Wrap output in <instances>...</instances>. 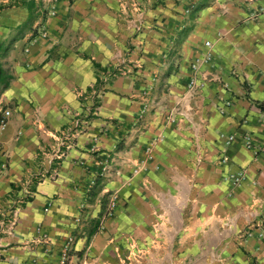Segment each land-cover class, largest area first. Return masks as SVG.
Segmentation results:
<instances>
[{
    "label": "crops",
    "instance_id": "0c3cea01",
    "mask_svg": "<svg viewBox=\"0 0 264 264\" xmlns=\"http://www.w3.org/2000/svg\"><path fill=\"white\" fill-rule=\"evenodd\" d=\"M0 3V221L27 200L15 233L0 227V264H60L70 237V264H264V0ZM185 8L192 28L172 41ZM207 41L204 86H158L164 52L181 45L188 77ZM96 97V119L58 159ZM38 223L48 252L25 245Z\"/></svg>",
    "mask_w": 264,
    "mask_h": 264
},
{
    "label": "rangeland",
    "instance_id": "374dc122",
    "mask_svg": "<svg viewBox=\"0 0 264 264\" xmlns=\"http://www.w3.org/2000/svg\"><path fill=\"white\" fill-rule=\"evenodd\" d=\"M16 4V3H14ZM9 5V4H6ZM0 6L4 7L3 3H0ZM191 8V7H189ZM188 8H185L184 12L180 11L178 14V30L176 32V36L174 35L173 40L172 41H185L186 40V36L188 35V33L190 32L191 28H192V20L194 18V12H191L192 9H190V12H188L187 10ZM187 25V26H186ZM186 26V27H184ZM144 28L143 26H138L135 34L136 36H140L143 35ZM40 36L43 39H48L50 37L47 29L42 28L40 31ZM46 34V37H43V34ZM210 42V41H207ZM206 42V43H207ZM205 43V44H206ZM204 44V52L200 55L199 58H196L194 61H191L188 64L187 70L190 71V76L186 77L184 74L181 73V70L183 69V63H182V51H181V45H177L175 44L172 47L171 51H167L163 53V61H168L167 66H165L166 68H161L159 66V72L158 74V86L161 87V89H164L166 91H168V89L171 86H177L179 84L185 85L186 87H188L190 89V84L193 81V79L196 80V86L195 88H201L203 85V83H199V75L201 72L202 67L208 66L210 64H213L214 62V55H213V45L211 47V49H209V53L211 55L212 60L208 63H204L201 62L200 59H202L203 55L208 52V49L206 48ZM212 44V43H211ZM164 55H168V57H164ZM173 59V60H172ZM198 63L200 66L199 71L197 73H194V69H193V65ZM141 68H131V71L136 72V70H140ZM187 82V83H186ZM100 84H101V79H100ZM97 91V90H96ZM103 92V88L101 87L99 92L97 94H95L96 96H100L101 93ZM166 94H168V92H166ZM162 97H164V95H161ZM167 96V95H166ZM96 101L98 103V106H96ZM232 102H228L226 103V107L229 108L231 106ZM100 106V98H95L93 100V106L89 109H87L86 112H82L81 114H79L78 116L75 117L74 120V124L75 122L81 121L82 126L78 129H75V134L76 136L83 134L89 127V120L90 119H96V113L99 112L98 107ZM140 122L137 124L138 127L141 131H144L146 128V124L143 122V119H140ZM142 120V121H141ZM71 129H68V131ZM72 133V132H71ZM73 134V133H72ZM148 149L152 150V146L149 147ZM147 149V151H148ZM152 153V152H151ZM106 173V172H105ZM119 197L118 194H114L109 202V206L107 208V212L106 214L102 217V222L100 223V228L99 231H103L102 230V226H104L106 224V222H108L110 219H114L115 218V214H116V209H117V203H118ZM27 201V200H26ZM23 200H19L14 202V204H12V207L10 208V213L6 216V218H4L2 221L4 222V228L1 229L2 234L6 233V234H10V233H15L16 229L18 228L20 222H21V212L24 209V205L25 202ZM0 221V222H2ZM82 225V223H80ZM35 231L39 234L38 238H33V239H28L26 240L28 242V244L25 245H38V244H43V246L45 245V248L47 247V249H45V252H48L49 246H51L52 241L51 240V236L49 235L47 229L44 227L43 223H38ZM76 239L75 237H70L67 238L64 243H63V247H62V251H61V257H60V264H62V257L65 251V247L66 245L70 244L71 245V250L69 252V258L68 261L66 262V264H70V253L73 249V245L75 243ZM37 243V244H35Z\"/></svg>",
    "mask_w": 264,
    "mask_h": 264
},
{
    "label": "built area",
    "instance_id": "2783aa9c",
    "mask_svg": "<svg viewBox=\"0 0 264 264\" xmlns=\"http://www.w3.org/2000/svg\"><path fill=\"white\" fill-rule=\"evenodd\" d=\"M42 36L46 37V34L44 33ZM205 46L208 49V52H206L203 55V57H202V59H200V61L204 62V63H208V62H210L212 60L211 55L209 53V49H211L212 44H211V42H207L205 44ZM199 66L200 65L198 63L193 65L194 73H197L199 71V68H200ZM195 86H196V80L193 79V81L190 84V89L191 90L194 89ZM5 115H6V117H9L11 115V113L9 111H6ZM3 123H4V121H3ZM81 126H82L81 121L77 120L75 122L74 127L71 130L64 131V133L62 134V137L58 138V140H57L58 141V148H57V152H56V156H57L58 159H62L64 157V155H65L64 150L70 149V147H71V142L70 141H71L72 137H74V134H75V131H76L75 129H78ZM247 147L249 149H253V150H257V149L259 150L260 149V147H258L256 145L254 146V144H252L251 141H249V140L247 141ZM151 152H152V150L148 149V156L149 157H151ZM0 225H1L0 227L3 229L4 228V222L3 221L0 222ZM70 250H71V245L70 244L66 245L65 251H64V254H63V257H62V264H66V262L68 261Z\"/></svg>",
    "mask_w": 264,
    "mask_h": 264
},
{
    "label": "trees",
    "instance_id": "16d2710c",
    "mask_svg": "<svg viewBox=\"0 0 264 264\" xmlns=\"http://www.w3.org/2000/svg\"><path fill=\"white\" fill-rule=\"evenodd\" d=\"M23 5L26 6L29 9V11H30V20L33 19V17H34V3H32V2L31 3H27L26 1H24ZM3 8L4 7L0 6V11ZM96 67L100 69V66L97 65V64H96ZM5 77H6V72H5L2 64L0 63V83L5 79ZM11 79H12V77H9L8 81L11 80ZM99 84H100V78L98 77L97 85L94 88H90L89 92L96 91L98 89V87H99ZM8 85H9V83L7 84V86ZM96 106H98L97 101H96ZM3 121H4L3 117L0 116V124H3Z\"/></svg>",
    "mask_w": 264,
    "mask_h": 264
}]
</instances>
